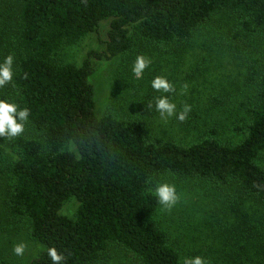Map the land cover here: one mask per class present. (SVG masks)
<instances>
[{"label": "trees", "instance_id": "obj_1", "mask_svg": "<svg viewBox=\"0 0 264 264\" xmlns=\"http://www.w3.org/2000/svg\"><path fill=\"white\" fill-rule=\"evenodd\" d=\"M18 1L5 48L14 55V75L0 86V99L30 114L22 135L0 136L13 153L9 159L0 146V179L9 220L44 247L30 264H52L50 247L64 256L61 264H97L114 246L141 264H182L179 248L153 219L161 204L152 190L167 175L237 191L264 207V69L255 49L246 61L257 95L243 104L233 136L213 124L192 142L152 137L138 118L112 109L99 115L91 81L93 55L127 56L145 43L169 52L220 13L229 14L236 39L264 38V0ZM108 19L106 49L81 65L69 60L66 48ZM72 198L79 202L75 217L62 213Z\"/></svg>", "mask_w": 264, "mask_h": 264}, {"label": "rangeland", "instance_id": "obj_2", "mask_svg": "<svg viewBox=\"0 0 264 264\" xmlns=\"http://www.w3.org/2000/svg\"><path fill=\"white\" fill-rule=\"evenodd\" d=\"M18 0H0V61L6 56V42L19 11ZM111 20L101 22L97 31L65 50L69 60L81 65L91 52L106 49ZM234 23L228 13H220L202 26L185 45L164 52L155 45L137 46L127 56L96 59L92 56L91 81L95 86L99 115L112 109L120 117L141 120L152 137L192 142L213 124L233 136L236 118L246 114L243 104L257 95L248 80L247 52L256 50L264 69V38L233 36ZM233 27V28H232ZM230 44L242 46L232 51ZM137 55L150 60L137 77L132 65ZM166 77L174 91L163 93L151 87L156 76ZM167 95L176 111L190 106L181 121L161 117L155 109V98ZM215 98L219 99L215 101ZM151 105V107H149ZM0 138L8 158L13 153ZM161 182L174 184L179 200L171 208L160 205L153 217L167 231L179 248L182 258L202 256L208 264H264V207L252 198L237 197V191L220 190L210 183L179 175H167ZM6 179H0V262L30 264L43 251L21 224L12 222L6 213L3 190ZM79 202H65L62 213L75 217ZM25 244L23 256L13 248ZM97 264H141L131 253L114 246L107 259Z\"/></svg>", "mask_w": 264, "mask_h": 264}, {"label": "clouds", "instance_id": "obj_3", "mask_svg": "<svg viewBox=\"0 0 264 264\" xmlns=\"http://www.w3.org/2000/svg\"><path fill=\"white\" fill-rule=\"evenodd\" d=\"M149 63L150 60L144 55H137L132 65V72L139 77ZM13 65L14 55L12 54L7 55L0 61V86H4L12 81L14 75ZM151 87L163 93L174 91V87L169 80L159 75L152 79ZM155 109L161 117L167 118L175 115L178 120L183 121L190 111V106L185 105L183 111L177 112L176 104L170 101L167 95H161L155 98ZM29 114L28 108H20L15 101L7 98L0 99V136L15 138L22 135ZM152 191L158 202L165 208H171L179 200V194L174 184L161 182L156 184ZM25 247L26 245L23 243L17 244L14 246L13 252L17 256H23ZM47 251L52 264H61L64 260V256L55 247H50ZM182 264H208V261L199 255L185 256L182 259Z\"/></svg>", "mask_w": 264, "mask_h": 264}]
</instances>
